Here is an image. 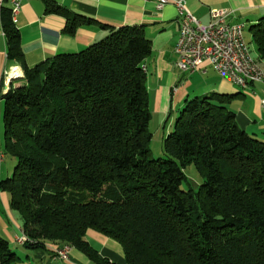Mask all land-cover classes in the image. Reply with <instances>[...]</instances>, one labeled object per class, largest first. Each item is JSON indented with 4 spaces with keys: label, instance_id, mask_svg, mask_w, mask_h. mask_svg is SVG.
<instances>
[{
    "label": "trees",
    "instance_id": "16d2710c",
    "mask_svg": "<svg viewBox=\"0 0 264 264\" xmlns=\"http://www.w3.org/2000/svg\"><path fill=\"white\" fill-rule=\"evenodd\" d=\"M47 12L66 18L69 35L88 23L50 2ZM1 24L26 80L1 97L3 153L17 163L0 190L20 215L22 247H71L110 264L86 241L95 231L122 246L127 264H264V142L227 108L235 96L186 104L166 159H155L144 69L152 43L142 28H108L83 51L31 68L9 9ZM251 32L264 61V18ZM190 163L198 190L183 189ZM19 261L0 237V264Z\"/></svg>",
    "mask_w": 264,
    "mask_h": 264
},
{
    "label": "crops",
    "instance_id": "0c3cea01",
    "mask_svg": "<svg viewBox=\"0 0 264 264\" xmlns=\"http://www.w3.org/2000/svg\"><path fill=\"white\" fill-rule=\"evenodd\" d=\"M47 2L68 9L73 16L88 23L81 25L74 35L67 34L66 18L48 13ZM186 6L205 25L212 21L213 10L229 12L227 23H242L246 28L258 24L264 18V0H186ZM1 13L0 115L3 113V89L14 70L19 69L25 79L22 67L8 60V44L1 24ZM13 24L20 32L25 61L31 68L58 55L83 51L104 40L109 35L108 28H142L152 43V54L144 64L150 109L152 115L159 116L165 132L170 134L173 131L175 121L186 104L219 94L235 96L227 108L235 114L243 131L264 142V108L261 104L264 84L241 90L209 65L193 75L182 73L177 67L178 57L175 53L180 26L177 10L172 5L158 11L154 2L144 0H25ZM2 167L0 181L5 174ZM5 195L0 190V202L8 215L3 235L9 245L11 242L18 248L17 256L23 257L19 264H99L75 248L71 249L70 261L64 262L56 258L55 249L59 247L54 244H46L44 249L37 250L17 245L15 240L22 231L21 223L8 209L9 200ZM86 241L97 252L100 260L110 264H127L123 248L117 241L95 231L87 233Z\"/></svg>",
    "mask_w": 264,
    "mask_h": 264
},
{
    "label": "built area",
    "instance_id": "2783aa9c",
    "mask_svg": "<svg viewBox=\"0 0 264 264\" xmlns=\"http://www.w3.org/2000/svg\"><path fill=\"white\" fill-rule=\"evenodd\" d=\"M25 0H11L8 9L14 23L20 14ZM155 3L158 11L172 5L177 12H184L188 17L186 28H180L175 53L178 57V69L188 75L200 72L206 65L211 66L221 77L226 78L240 89L247 90L251 85L264 84V71H257L252 64V58L246 55L245 40H240V29L244 24H229L226 22L229 12L221 10L211 11L212 21L201 23L186 6V0H144ZM3 3V0H0ZM5 89H3L4 91ZM264 108V96L261 100ZM0 151V168L4 163ZM19 246L28 241L16 236ZM56 258L70 261V250L55 249Z\"/></svg>",
    "mask_w": 264,
    "mask_h": 264
},
{
    "label": "rangeland",
    "instance_id": "374dc122",
    "mask_svg": "<svg viewBox=\"0 0 264 264\" xmlns=\"http://www.w3.org/2000/svg\"><path fill=\"white\" fill-rule=\"evenodd\" d=\"M245 39L252 50V54L255 60L258 59L257 48L252 39V32H251L250 26H248L245 30ZM258 64L264 70V61H260L258 62ZM2 103H3V110H4V106H5L4 100H2ZM164 129L165 128H163L160 124L159 116L153 114L151 122H150V132L153 135L150 148H151L152 156L155 159H166L167 157L166 156V138L168 137L169 134L165 132ZM4 148H5V139H4V125H3V113H2V115H0V149L4 151ZM16 163H17L16 160L12 158L11 156L7 155L5 157V161L1 169V170H4L5 172V174L2 176V180H5L12 176L14 169L16 167ZM186 175L188 177V184H184L183 189L188 190L189 188H193L194 190H198L200 185L203 182V178L201 177L200 173L197 171L196 166L194 164L190 163L188 165L186 169ZM4 194H6L5 196H8V200H9L8 209L14 214V216H16V218H18V220L21 223L20 215L11 208L10 195L6 192H4ZM7 216L8 215L5 214L3 205L0 202V237L4 238L5 240L7 239L3 235V229L5 225L8 223ZM10 248L11 250H13V252L18 253V248L11 242H10ZM20 258H23V257L20 256ZM19 263L20 261L17 264Z\"/></svg>",
    "mask_w": 264,
    "mask_h": 264
},
{
    "label": "bare ground",
    "instance_id": "6f19581e",
    "mask_svg": "<svg viewBox=\"0 0 264 264\" xmlns=\"http://www.w3.org/2000/svg\"><path fill=\"white\" fill-rule=\"evenodd\" d=\"M11 0H3V3H0V11H3L4 9L7 8L8 4H10ZM11 14V12H10ZM178 14V21H179V26L180 28H186L188 25V17L187 14H185L184 12H177ZM12 19V18H11ZM238 24H242V23H238ZM245 30L246 27L244 25V28L240 29V40H245V46H246V55L249 56V58H252V64L255 66V68L257 69V71H264L258 64V62L255 60L253 54H252V50L249 46V44L247 43L246 39H245ZM15 72L12 74L11 78L9 79L8 84H6V88L3 91V93H7L8 91H10V87L12 89L16 88L18 86L24 85L26 83V80L22 77L21 71L19 69L14 70ZM146 71V70H145ZM244 90V89H241ZM1 153H2V157L5 160V155L3 153V151L0 149ZM20 236L23 239H27L26 235L21 231L20 232ZM28 240V239H27ZM18 245V242L15 241ZM66 248V247H64ZM71 247H69V250L71 252Z\"/></svg>",
    "mask_w": 264,
    "mask_h": 264
},
{
    "label": "water",
    "instance_id": "95a60500",
    "mask_svg": "<svg viewBox=\"0 0 264 264\" xmlns=\"http://www.w3.org/2000/svg\"><path fill=\"white\" fill-rule=\"evenodd\" d=\"M10 90V89H9Z\"/></svg>",
    "mask_w": 264,
    "mask_h": 264
}]
</instances>
